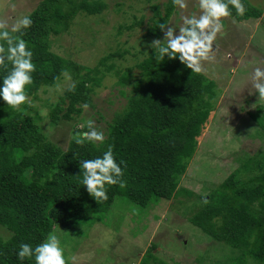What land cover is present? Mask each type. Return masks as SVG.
<instances>
[{
  "label": "trees",
  "instance_id": "16d2710c",
  "mask_svg": "<svg viewBox=\"0 0 264 264\" xmlns=\"http://www.w3.org/2000/svg\"><path fill=\"white\" fill-rule=\"evenodd\" d=\"M144 1L152 16L146 21L144 17L134 18L132 25L124 27L132 30L144 26V44H139L140 49L132 54L119 50L109 53L93 67L77 63L70 51L54 46L52 41L71 31L79 18L101 14L107 7L101 0H41L29 13L33 23L22 37L33 52L35 64L29 97L35 99L41 90L56 89L65 77L71 84L53 103L44 102L48 110L45 116L32 105L15 111L0 101V227L10 235L0 241V264H18L9 261L8 255L15 258L21 243L35 247L52 232L60 237L61 244L66 237L74 236L72 249H78L86 239L84 230L106 225V215L118 199L139 210L138 216L123 218L126 233H130L136 220H147L141 209L154 199L170 201L174 197V202L185 204L193 227L213 242L225 245L222 264H264V151L237 166L207 197L196 196L184 187L176 188L197 150L195 138L217 101L212 93L203 96L202 92L209 83L211 88L218 86L205 75L209 68L195 74L176 59L165 57L158 62L152 57L148 45L163 39L159 25L173 23L178 8L172 0L162 5L152 3L156 0ZM244 4V16H236L233 10L234 19L227 18L230 23L237 25L262 16L261 10ZM126 54H130L134 64L123 69L116 67L114 60L125 61ZM108 74L116 78L117 87L128 89L119 90L125 104L105 120L101 130L105 133L103 145L77 144V134L88 130L81 105L87 102L89 108L93 107L92 98ZM247 114L264 132L263 107ZM44 120L50 129L74 121L65 150L46 134ZM77 124L82 127L77 129ZM109 145L117 162H123L124 186H108L109 199L96 203L81 183L79 161L101 155ZM148 170L171 185L175 195L170 198L168 191H147L140 177ZM174 219L182 221L180 217ZM154 248L153 245L146 251L140 264L159 261L152 254ZM205 251L207 255L211 253L210 249Z\"/></svg>",
  "mask_w": 264,
  "mask_h": 264
},
{
  "label": "rangeland",
  "instance_id": "374dc122",
  "mask_svg": "<svg viewBox=\"0 0 264 264\" xmlns=\"http://www.w3.org/2000/svg\"><path fill=\"white\" fill-rule=\"evenodd\" d=\"M40 1L0 0V20L12 25L18 17L33 11ZM101 1L107 6L101 14L79 18L71 27V31L52 41L54 46L70 51L74 61L89 67L97 65L98 60L109 53L119 50L132 54L137 50L139 44H144L141 40L144 26L132 30H126L124 27L132 25L134 18L138 20L144 17L146 21L152 16L149 4L144 0ZM165 2L166 0H156L152 3L162 5ZM243 2L261 10L262 16L237 25L225 19L223 33L218 34L215 42V61L206 64V69H209L205 75L214 80L218 87L211 88L209 83L205 86L204 93L202 92L203 96L212 93L217 100L215 108L205 120L201 133L195 138L197 150L189 161L186 174L176 186L189 189L199 197H207L237 166L247 163L257 152L264 151V132L257 129L247 114L259 106L264 110V99L257 97L249 81L250 70L264 65V0ZM196 4L197 0H189L184 14L197 12ZM180 15L181 10L178 9V15L173 16L171 24L178 27L181 23ZM119 27H122L120 34ZM124 58L125 61L114 60L115 66L123 69L134 64L130 54H126ZM70 84V79L65 77L56 89L39 91L37 99L30 97L31 105L45 116L48 110L44 107V102L53 103ZM119 90L128 89L117 87L116 78L110 74L106 75L102 87L92 98L93 107L82 113L84 119L87 122L92 120L99 130H103L105 120L108 121L125 104ZM73 123L74 121L63 123L59 128L50 129L44 120L42 126L52 141L58 142L65 150ZM81 127V124H77V129ZM140 180L145 184L147 191L157 190L160 194H166L168 191L172 194L170 198L175 195L171 185L168 186L151 170L141 175ZM174 199L175 197L170 201L154 199L147 208L141 209L143 219L146 217L147 220H136L130 233H126L123 218L138 216L139 210H133V206L126 201L116 200L110 214L106 215V225L85 229L86 239L82 240L78 249H72L74 236L64 239L61 245L67 263L140 264L146 251L154 245L152 254L159 261H151L148 264H198L197 259L201 261L200 264H222V246L225 245L213 242L193 227L188 221L191 215L185 213V204L178 200L174 202ZM174 217H180L182 221H176ZM113 218L116 219V224L112 221ZM118 222L123 226L119 227ZM9 236L0 227V241H5ZM208 249L211 250L209 255L205 251ZM8 257L9 261L12 259L20 264L16 253L15 258L11 255ZM34 263L31 259L24 261V264Z\"/></svg>",
  "mask_w": 264,
  "mask_h": 264
},
{
  "label": "clouds",
  "instance_id": "9594fccd",
  "mask_svg": "<svg viewBox=\"0 0 264 264\" xmlns=\"http://www.w3.org/2000/svg\"><path fill=\"white\" fill-rule=\"evenodd\" d=\"M188 2L172 0L173 6L181 10L180 25L161 23L159 29L163 32V39L153 40L148 47L156 61L162 62L165 57L176 59L191 73L201 74L205 72L207 63L215 61V42L218 34L223 33L225 19H234L233 10L236 16H244L246 7L243 0H197L198 11L184 14ZM32 23L31 14L21 15L12 25L0 20V73H3L0 75V101L15 111H22V106L32 103L28 89L33 84L35 64L33 52L22 38ZM144 54L148 55L147 52ZM64 74L67 76V72ZM249 81L257 97L264 99V65L250 70ZM81 108L87 112L89 104L86 102ZM87 129L77 134V144H104L105 133L92 120L87 122ZM122 164V161L117 162L110 145L101 155L79 161L81 183L96 203L109 199L108 186H124ZM16 257L20 264L30 259L35 264H67L61 239L55 232L49 233L35 247L21 243Z\"/></svg>",
  "mask_w": 264,
  "mask_h": 264
}]
</instances>
